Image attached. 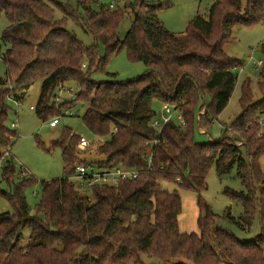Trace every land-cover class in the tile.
Returning <instances> with one entry per match:
<instances>
[{
	"label": "trees",
	"instance_id": "1",
	"mask_svg": "<svg viewBox=\"0 0 264 264\" xmlns=\"http://www.w3.org/2000/svg\"><path fill=\"white\" fill-rule=\"evenodd\" d=\"M90 2L0 0V17L9 21L2 35L9 48L2 56L7 77L0 78V199L11 208L0 213V264H146L145 256L158 264H264V173L259 164L264 128L258 122L264 116L263 67L261 100L255 102L250 80L244 81L242 113L224 136L206 144L195 141L196 129H207L223 113L237 86L234 71L241 62L224 47L234 41L235 28L264 21V0H246L244 6L241 0H211L183 34L169 31L160 21L161 4L149 7L143 0H124L133 20L123 40L118 30L125 12L107 7L93 11ZM57 12L60 20L55 19ZM70 22L92 34L91 47L67 30ZM123 50L147 71L126 82L93 81L92 74ZM38 82L36 114L41 120L57 116L62 108L86 104L82 121L101 141L95 155L107 158L95 165L135 170L139 177L118 188L95 186L92 199L82 194L71 181L84 163L77 149L80 136L65 129L50 148L61 150L64 177L40 182L41 201L32 214L26 192L39 182H16L11 148L18 133L8 119L9 102L23 101ZM71 82L78 84V93L57 107L55 93ZM154 100L179 113L182 125L169 120L160 131L153 128ZM213 166L220 177L237 167L244 191L227 188L225 194L239 202L242 213L235 218L228 209L224 216L241 230H250L259 218L260 232L253 240L242 241L221 227L220 216L203 200ZM165 184L177 189H165ZM179 190L198 195V233L180 230Z\"/></svg>",
	"mask_w": 264,
	"mask_h": 264
},
{
	"label": "rangeland",
	"instance_id": "2",
	"mask_svg": "<svg viewBox=\"0 0 264 264\" xmlns=\"http://www.w3.org/2000/svg\"><path fill=\"white\" fill-rule=\"evenodd\" d=\"M65 2L66 0H60ZM135 2L136 0H131ZM149 4V7H163L158 12V17L164 26L171 32L176 34L185 33L189 23L196 17L198 13H203L208 9L211 0H143ZM242 5L246 4V0H241ZM115 5V10L125 12L126 19L120 25L118 37L123 40L129 32L133 15L126 11L124 0H92L90 8L93 11H99L102 7L110 8ZM61 13H56V20H60ZM9 27V21L5 15L0 17V78L6 79L7 67L2 59L4 52L9 48L2 42V35ZM67 30L74 34L78 40L84 43L87 47L94 44V37L84 28L70 22ZM234 41L224 47L225 53L232 58L241 62L234 74L238 78L237 86L233 93L232 99L223 111V113L205 130L196 129L195 141L198 144H206L210 141L221 139L228 128L241 115L240 107L241 87L244 81L250 80L251 88L255 102L261 100L262 96L259 92L258 81L261 70L259 61H264V21L253 27L239 26L233 32ZM101 55L106 56V49L102 47ZM86 65L87 64H83ZM82 65V68H83ZM87 68V67H86ZM83 70H86L83 68ZM243 70V72H241ZM147 71L146 66L142 62H132L129 60L127 52L123 50L121 53L112 55L108 59L103 70H99L92 74V80L96 83L102 82H126L136 79ZM41 82L36 83L31 90L26 94L23 101L16 104L9 102L11 111L9 113L8 126L18 133V139L15 145L11 148V156L16 163L17 177L16 182L23 179L35 178L38 184L27 190L26 196L28 204L31 208V213L35 214L36 207L41 201L42 187L41 181H51L64 177V165L61 158L60 149H50L53 141L58 140L65 129H70L74 134L87 138L93 141L94 150L101 142L96 139L86 129L82 115L87 109L86 104L78 103L73 109L62 108L60 113L47 120H41L36 114L37 102L40 94ZM78 84L75 82L68 83L64 89L55 93L56 99L53 100L57 107L64 103L72 101L78 93ZM34 107V110L31 109ZM152 108L156 112L155 120L162 122L165 117L172 120L177 125H182V120L179 119L180 114L172 109L171 115H166L163 104L160 100H154ZM57 118L59 125L56 129L50 127V123ZM259 125L261 130L264 128V116L260 119ZM15 124L16 128L12 125ZM261 134V132H259ZM233 136V133H229ZM50 150V152H49ZM92 153V152H90ZM93 156V155H91ZM242 157L246 160L247 155L245 149H242ZM11 158V157H10ZM260 169L264 173V156L260 159ZM76 189L92 199L91 191L88 188H82L80 182L74 177L71 178ZM3 189L7 186L3 185ZM165 189L173 191L177 189L173 185H164ZM229 188L234 191H244L241 181L237 177V167L235 166L229 174L220 177L217 173L216 166H213L207 176V189L202 192V197L205 203L211 208L214 214L220 216L219 225L231 231L242 241L253 240L260 232V221L257 218L250 230H241L235 224L229 221L224 215L229 209L231 215L238 218L242 213V208L239 202L225 194V190ZM182 198V213L179 217V227L182 233L192 234L198 233L197 222L200 216V210L197 205L198 195L191 191L179 190ZM11 211L10 205L4 199H0V213ZM25 242L28 239L29 231L24 232ZM146 264H158L159 261L144 257Z\"/></svg>",
	"mask_w": 264,
	"mask_h": 264
},
{
	"label": "built area",
	"instance_id": "3",
	"mask_svg": "<svg viewBox=\"0 0 264 264\" xmlns=\"http://www.w3.org/2000/svg\"><path fill=\"white\" fill-rule=\"evenodd\" d=\"M115 5H111L109 10H115ZM264 62L259 61L258 66L261 68L263 67ZM86 65H83V68L86 69ZM15 102V101H12ZM18 104L17 102H15ZM32 110H34V107H31ZM165 114L166 115H171L172 114V109L169 105H165L164 108ZM179 119L182 120L181 116ZM170 119L165 117L162 122H159L155 120L152 124V127L155 128L157 131H160L163 123L168 122ZM59 125V120L55 118L51 123L50 127L55 128ZM13 128H16V125H12ZM94 142L91 140H88L85 137L80 136V141L77 145L78 152L80 154V160H83V157L85 156H96L95 155V150L92 146ZM92 152V153H90ZM149 160H151V157H149ZM150 162V161H149ZM140 172L135 171V170H124L123 168H114L112 170H101L99 169L94 163L90 162H85L80 163L76 167V173L73 176L77 181L80 182L81 189L88 188L91 189L95 186H107V187H113V188H118L120 184L123 181H132L135 180L139 177Z\"/></svg>",
	"mask_w": 264,
	"mask_h": 264
},
{
	"label": "water",
	"instance_id": "4",
	"mask_svg": "<svg viewBox=\"0 0 264 264\" xmlns=\"http://www.w3.org/2000/svg\"><path fill=\"white\" fill-rule=\"evenodd\" d=\"M83 160L85 162H90V163H105L107 161V158L104 156H85L83 157Z\"/></svg>",
	"mask_w": 264,
	"mask_h": 264
},
{
	"label": "crops",
	"instance_id": "5",
	"mask_svg": "<svg viewBox=\"0 0 264 264\" xmlns=\"http://www.w3.org/2000/svg\"><path fill=\"white\" fill-rule=\"evenodd\" d=\"M241 72H243V70H242ZM57 127H58V126H57ZM57 127L53 128V129H56Z\"/></svg>",
	"mask_w": 264,
	"mask_h": 264
}]
</instances>
